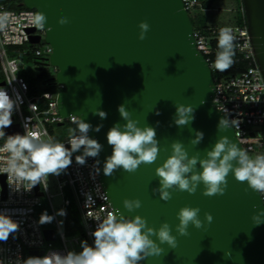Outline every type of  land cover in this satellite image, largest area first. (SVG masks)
I'll return each mask as SVG.
<instances>
[{
  "label": "water",
  "instance_id": "95a60500",
  "mask_svg": "<svg viewBox=\"0 0 264 264\" xmlns=\"http://www.w3.org/2000/svg\"><path fill=\"white\" fill-rule=\"evenodd\" d=\"M23 2L47 16L43 39L52 47L48 62L57 68L54 80L63 85L57 96L59 113L76 114L93 128L103 126L99 132L90 131L89 137L103 145L96 157L100 161L99 178L113 205L126 216L139 214L147 218L156 228L166 221L173 235L178 224L176 214L186 205L199 207L202 220L205 212L214 218L204 228L190 226L189 236L177 237L176 249L162 245V256L140 264H264V223L253 225L251 220L254 211L264 208V204L258 193L245 191L246 182L240 183L230 174L223 196H203L201 185L193 195L174 192L167 202L153 191L159 187L155 168L170 154L173 140L182 141L190 155L199 151L202 158L204 150L220 136L229 137L241 147L232 127L218 129L219 120L227 116L212 104L211 70L195 47L192 23L181 0ZM242 4L254 56L264 76V0H242ZM62 16L70 23L59 25ZM140 21L150 25L143 41L137 38ZM49 27L51 31H47ZM29 40L37 42L39 37L31 36ZM176 103L194 108L189 126L179 128L174 124ZM120 105H125L141 127L147 124L156 129L161 151L154 164L141 165L134 174L120 169L105 176L103 164L112 154L106 134L115 123H126L118 112ZM95 111L106 112L107 118L101 119ZM190 129L204 134L196 146L189 143L195 138V131ZM4 131L23 135L18 124ZM3 178L1 174L2 182ZM34 189L42 194L38 185ZM125 198H139L142 207L128 213L122 205ZM42 231L45 238H55L52 228Z\"/></svg>",
  "mask_w": 264,
  "mask_h": 264
},
{
  "label": "clouds",
  "instance_id": "9594fccd",
  "mask_svg": "<svg viewBox=\"0 0 264 264\" xmlns=\"http://www.w3.org/2000/svg\"><path fill=\"white\" fill-rule=\"evenodd\" d=\"M9 14L0 15V30L8 23ZM47 16L36 11L29 13V26L45 29ZM57 23L61 26L70 23L69 18L62 16ZM138 40L146 39L150 31L147 21L138 24ZM51 31V27L47 29ZM237 40L231 27L219 29L216 58L214 67L219 71L228 70L234 63L235 42ZM204 51H207L206 49ZM20 97L12 99L5 89L0 88V139H5L0 146V173L7 174L8 184L13 191H31L36 185L48 188L50 175L59 176L72 164L73 154L78 165H85L87 158H96L103 150L98 140L90 138L89 132H99L102 125L95 128L79 116L72 115V123L76 128L69 129L66 147L64 143L49 136L46 131L38 129L28 130V122L24 123L25 134L5 136L4 129L13 123V113L18 109ZM203 103V102H202ZM176 112L173 117L174 124L183 128L189 126L194 120L192 105L176 103ZM227 116V109H223ZM124 124L115 123L107 132L108 145L112 147V154L105 159L103 174L112 176L115 171L123 169L125 173L134 174L141 165L154 164L159 158L161 148L156 136V129L145 124L140 126L139 121L132 118L131 112L125 105L118 106ZM101 119L107 118L104 111H95ZM159 115V112H157ZM159 123V122H157ZM240 121L229 120L226 117L219 120V131H226L229 127H238ZM190 131H195L190 129ZM203 132L195 131V138L189 141L193 146L203 140ZM170 154L163 163L155 168V178L159 180V187L153 189L159 194L161 201H169L174 192H187L193 195L203 186L201 194L206 197L223 196L228 189V176L231 174L236 181L247 184L245 191H255L264 197V154L250 156L248 151L242 149L227 136H220L214 145L205 149L202 158L199 151L190 155L184 143L173 140L170 145ZM167 151V149H166ZM100 161L96 160L93 166L94 173L99 174ZM199 165V170L197 166ZM94 178V177H93ZM91 202V197H88ZM264 204V203H262ZM123 208L128 213H134L142 207L139 198H125ZM255 208V206H254ZM101 208V212H103ZM199 207L184 206L176 214L178 224L175 233L168 222H162L158 228L149 225L147 218L136 214L126 216L120 209L108 211L105 215L87 213L90 219L97 222L96 228L91 232L94 243L81 241V251L69 250L66 254L49 251L43 257L30 256L27 259L17 258L9 264H140L141 261L151 257H160L167 245L176 249L177 237L190 235L189 227L196 229L211 225L213 216L209 212L200 218ZM56 215L65 216L66 211L60 209ZM54 219L46 211L39 218L40 224L51 223ZM253 225L264 223V208L254 211L251 216ZM19 222L14 220L5 210L0 211V242H7L10 235L19 231ZM0 264L3 261L0 260Z\"/></svg>",
  "mask_w": 264,
  "mask_h": 264
},
{
  "label": "built area",
  "instance_id": "2783aa9c",
  "mask_svg": "<svg viewBox=\"0 0 264 264\" xmlns=\"http://www.w3.org/2000/svg\"><path fill=\"white\" fill-rule=\"evenodd\" d=\"M209 5L205 6V2ZM213 0H181L183 8L188 11L198 7L200 10H209ZM240 12V22L218 26L206 23L195 27L192 24V37L195 47L201 52L211 70L213 81V94L211 101L213 106L223 112L227 109L229 120L240 121L238 127H232L234 135L238 139L242 149L253 156L264 154V76L258 67L247 30L246 19L242 0L237 7ZM36 12L34 8L27 7L23 0H0V15L9 14V20L3 30H0V73L3 83L0 88L6 90L7 94L16 99L20 97L18 109L13 113L11 126L18 124L22 134H25L24 123L28 122V130L38 129L48 133L47 123L59 125L64 122H72L73 113L62 115L57 108V96L61 90H41L38 93L31 92V85L26 79L17 73L19 69L18 58L10 56L6 52V46H17L22 53H29L34 58L35 66L50 64L48 57L52 51L51 45L43 39L45 30L29 26V13ZM189 16V14H188ZM190 18V16H189ZM231 27L237 37L235 42L234 63L226 71H219L214 67L216 58L217 40L219 29ZM31 36H38L37 42H31ZM37 44L34 47L24 48L23 45ZM207 51H204V50ZM53 66L56 72V66ZM233 72H230L231 69ZM54 83L63 86L54 80ZM40 102L43 104L41 105ZM226 115V114H225ZM78 116V115H76ZM49 135V133H48ZM5 136L9 134L5 133ZM50 136V135H49ZM68 136L59 142L66 147ZM6 139V138H5ZM5 139H0L3 146ZM58 141V140H57ZM6 155V154H0ZM72 164L59 176H55L60 189L67 186L72 198L62 196L61 209L67 214L68 207L73 202L81 226V234L71 235L67 238L65 232V216L60 218L56 215L51 202V194L48 188L45 190L41 185V195L47 197L51 215L54 217L52 228L55 233L54 239H47L43 234V228L36 215L35 207L40 204L39 194L35 189L31 191H13L10 189L7 174L3 182L0 180V211H7L11 217L19 222V231L10 235L7 242H0V260L3 264L14 262L17 258L27 259L30 256L43 257L49 251H57L66 254L69 250L81 251V241H87L89 245L94 243L91 232L95 230L97 222L87 216L91 212L93 216L97 213L102 216L108 211H114L109 195L106 193L100 181L99 174L94 173L93 166L97 158H87L86 164L81 166L72 159ZM99 167V165H98ZM94 177V178H93ZM61 192V191H60ZM91 197V202L88 197ZM264 203V197H260ZM103 208V212H101ZM58 240L55 244L54 241ZM77 246H74V245Z\"/></svg>",
  "mask_w": 264,
  "mask_h": 264
},
{
  "label": "rangeland",
  "instance_id": "374dc122",
  "mask_svg": "<svg viewBox=\"0 0 264 264\" xmlns=\"http://www.w3.org/2000/svg\"><path fill=\"white\" fill-rule=\"evenodd\" d=\"M239 3L240 0H213L210 5L211 8L209 10H200L198 7H196L189 10L188 14L190 16L192 24L195 27H199L200 25L206 23L216 24L218 26L227 25L235 22H240V12L237 10ZM35 45L37 44L26 43L23 45V47L28 48L34 47ZM6 52L8 55L16 56L18 58L19 69L17 73L22 75L30 84H32L30 80L34 78L41 69H45L47 71L48 77L53 76L55 73L51 64L44 65L41 69H36L33 62L34 58L31 56V54L22 53L17 46H6ZM33 84H35V89H33V91L30 89L29 93H38L42 90L43 87H47L52 83L50 79L42 77L39 81ZM40 104L42 105L43 103L40 102ZM46 126L49 135L55 140H63L66 136L69 135V130L65 127L64 123L59 125L56 123H47ZM79 154L81 153L73 154L72 159H75V155ZM249 155L253 156L250 153ZM48 190L51 194V202L56 213L61 209L62 196L72 198L71 192L67 186H64L62 189L59 188L57 179L54 175L49 176ZM40 199L42 202H44L47 213L52 216L47 197L45 195H41ZM58 217L60 218L61 216L58 215ZM66 235L67 238L71 237V235L67 233ZM57 242L58 240L56 239L54 243L56 244ZM74 246L77 245L75 244Z\"/></svg>",
  "mask_w": 264,
  "mask_h": 264
},
{
  "label": "trees",
  "instance_id": "16d2710c",
  "mask_svg": "<svg viewBox=\"0 0 264 264\" xmlns=\"http://www.w3.org/2000/svg\"><path fill=\"white\" fill-rule=\"evenodd\" d=\"M209 5V1L205 2V6ZM241 19V18H240ZM192 23V22H191ZM204 25V24H202ZM235 68L231 69L230 72H233ZM47 76V77H46ZM48 78L51 80V83L49 86H45L42 88V90H49V91H56V90H62L63 86H59L58 84L53 82V77H48L47 71L45 69H41L37 75L30 80L32 84L31 85V90L35 89V84L37 81H39L41 78ZM2 79L1 73H0V80ZM65 127L69 130L70 128H76V125L73 124L72 122H64ZM47 212L46 206L44 202H40L39 205L35 207V215L39 221V218L42 213ZM44 228H53L54 225L53 223H46V224H40ZM65 232L69 235H75V234H81V226L79 222V218L77 216L76 210L74 208L73 202L70 203L67 214H66V219H65Z\"/></svg>",
  "mask_w": 264,
  "mask_h": 264
}]
</instances>
